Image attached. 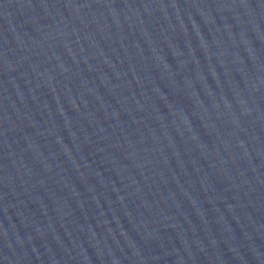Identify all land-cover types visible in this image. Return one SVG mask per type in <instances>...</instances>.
<instances>
[{
	"label": "water",
	"instance_id": "1",
	"mask_svg": "<svg viewBox=\"0 0 264 264\" xmlns=\"http://www.w3.org/2000/svg\"><path fill=\"white\" fill-rule=\"evenodd\" d=\"M0 264H264V0H0Z\"/></svg>",
	"mask_w": 264,
	"mask_h": 264
}]
</instances>
